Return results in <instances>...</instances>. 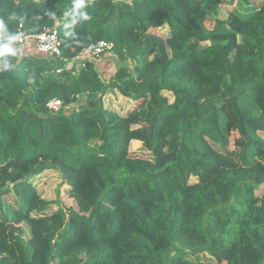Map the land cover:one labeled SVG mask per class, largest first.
I'll return each instance as SVG.
<instances>
[{"label":"trees","instance_id":"16d2710c","mask_svg":"<svg viewBox=\"0 0 264 264\" xmlns=\"http://www.w3.org/2000/svg\"><path fill=\"white\" fill-rule=\"evenodd\" d=\"M75 2L0 0V260L264 264V0ZM19 26L55 27L61 57L16 45ZM100 41L108 80L81 59ZM114 93L139 108L105 109ZM44 173L69 206L41 203Z\"/></svg>","mask_w":264,"mask_h":264},{"label":"rangeland","instance_id":"374dc122","mask_svg":"<svg viewBox=\"0 0 264 264\" xmlns=\"http://www.w3.org/2000/svg\"><path fill=\"white\" fill-rule=\"evenodd\" d=\"M163 32V31H162ZM166 32V31H164ZM8 46H13V45H8ZM22 49V48H21ZM89 59H91V56L88 55ZM114 56L111 53L105 54L103 56H100L98 58H92L91 61L95 65L96 69H98L99 74L101 75L103 80H108L113 74V70H116L119 67L118 62L116 59H113ZM88 58L83 59V60H89ZM112 61L111 66H109L108 69H105L103 67L107 66V62ZM121 65H123V62H120ZM102 66V67H101ZM121 67V66H120ZM130 69L133 68V63H130L129 65ZM139 103H128L126 100L122 99V97L118 93H114L111 96H107L105 99V109H112V110H119V113L124 114L126 110H129L131 107V111L136 110L139 108ZM79 106V103L73 104L71 108L66 110V113H71L72 110L76 109ZM237 135L233 133L232 138L230 139V145H229V150H233V138H235ZM176 147L173 146L171 149L166 150V151H160L158 153V157L161 158L162 160L166 161L172 158V155L175 152ZM219 151L222 153L225 151L224 149L218 148ZM130 152L132 155H142V144L139 142H132L130 144ZM192 182H195L193 179ZM33 185L36 187L41 200V203L43 205H47L48 202H53L54 200L59 199L61 204L63 206H69L71 202L69 200H64L65 195H66V190L67 188L61 184V179L59 175L57 174H48L44 173L40 177H37L33 180ZM61 184V185H60ZM57 191H59V196L57 194ZM60 197V198H58ZM46 203V204H45ZM1 264H14L11 260L6 259L5 257H2L0 260Z\"/></svg>","mask_w":264,"mask_h":264},{"label":"built area","instance_id":"2783aa9c","mask_svg":"<svg viewBox=\"0 0 264 264\" xmlns=\"http://www.w3.org/2000/svg\"><path fill=\"white\" fill-rule=\"evenodd\" d=\"M14 37L16 38L14 39ZM14 37L12 41L19 47H23L27 41L32 40L34 41L35 49L38 53L54 58L61 57L63 42L60 41L55 27L48 30H43L35 35H29L23 31L21 26H19ZM112 49V43L100 41L95 46H93L91 50L84 51L81 55V58L89 59L88 55L91 56V59L98 58L108 53L111 54ZM61 71L62 70H57V73H60ZM61 107L62 104L59 100H51L46 105L48 111L52 113L59 112Z\"/></svg>","mask_w":264,"mask_h":264},{"label":"clouds","instance_id":"9594fccd","mask_svg":"<svg viewBox=\"0 0 264 264\" xmlns=\"http://www.w3.org/2000/svg\"><path fill=\"white\" fill-rule=\"evenodd\" d=\"M83 7H84V0H76V2L74 4V9L79 10V9H81ZM77 18L78 19H83V20H88L90 17L87 14L78 11ZM73 23H76L75 19H74ZM2 27H3V24H2V22H0V28H2ZM15 38L16 37H14V39ZM9 53H11L12 55H15V53L7 45L3 46V48L0 49V55H6V54H9ZM8 67H9V65L5 61L4 69L6 70Z\"/></svg>","mask_w":264,"mask_h":264},{"label":"crops","instance_id":"0c3cea01","mask_svg":"<svg viewBox=\"0 0 264 264\" xmlns=\"http://www.w3.org/2000/svg\"><path fill=\"white\" fill-rule=\"evenodd\" d=\"M27 48H29V47L27 46L26 49H27ZM81 59H83V58H81ZM89 61H91V60H89ZM106 62H107V66H105V69H108V68H109L108 60H106Z\"/></svg>","mask_w":264,"mask_h":264}]
</instances>
